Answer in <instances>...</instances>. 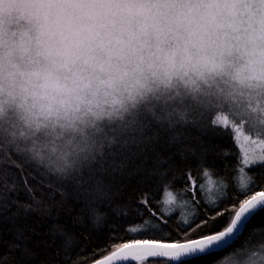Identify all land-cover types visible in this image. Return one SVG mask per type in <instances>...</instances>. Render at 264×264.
<instances>
[{"label":"clouds","instance_id":"1","mask_svg":"<svg viewBox=\"0 0 264 264\" xmlns=\"http://www.w3.org/2000/svg\"><path fill=\"white\" fill-rule=\"evenodd\" d=\"M209 117L264 143V0H0V151L95 187Z\"/></svg>","mask_w":264,"mask_h":264},{"label":"snow or ice","instance_id":"2","mask_svg":"<svg viewBox=\"0 0 264 264\" xmlns=\"http://www.w3.org/2000/svg\"><path fill=\"white\" fill-rule=\"evenodd\" d=\"M211 124L226 125L217 120H211ZM208 126L209 121L206 120L199 128L203 131ZM191 138L187 130L178 138L171 139L168 134L149 128L139 140L133 141L130 150L112 158V167L106 165V172L102 175L97 173L101 179L95 181V187L93 181L88 180L60 182L38 168L35 173L26 172L24 164L28 162L21 159L18 163L9 152H0V234L7 233L13 237L8 252L0 255V264H78L79 256L72 255L75 234H70L58 223H53L47 230L46 234L52 237L51 242H35L36 247L43 246L44 258H39L40 253L30 247L31 236L37 234L29 223L32 214L40 212L51 217L52 209L71 197L82 204L80 214L73 218V226L89 235L95 232L97 238L107 230L111 237L118 227L115 220L120 214L108 218L107 213L99 212V206L110 204L120 194V187L132 178L145 183V186L147 182L165 183L170 179V173L174 178L178 165L173 157L177 155L185 163L198 158L202 164L206 149L201 150L182 142ZM257 162L264 165V143H261L259 154L248 148L244 150L243 165ZM240 171L243 173L244 169ZM203 175L208 176V171L205 170ZM256 187L255 181L250 187L248 180L241 177L240 188L244 190L242 198L223 207L213 205L215 210L208 212L204 219L197 216L192 223L185 220L184 225L187 227L179 238L168 239L170 234H165L161 239L135 238L112 244L115 250L96 260L95 264H105V261H112L114 257L126 260L129 255L133 259L147 260V264H230V257L237 251L236 242L245 232L249 234L245 244L257 233H264V184L259 185V190H255ZM223 199H227V196ZM141 203L146 204L147 201ZM149 215L154 219L143 218L142 223H138L131 231L135 233L143 230L146 235H159L157 230H161V225L168 221L156 212H150ZM257 220L259 224L255 223ZM57 235L63 237V241L53 248ZM261 243L264 244V241ZM49 248L53 250L48 251ZM126 249L133 251L122 255ZM17 252L19 256L14 257L13 254Z\"/></svg>","mask_w":264,"mask_h":264},{"label":"trees","instance_id":"3","mask_svg":"<svg viewBox=\"0 0 264 264\" xmlns=\"http://www.w3.org/2000/svg\"><path fill=\"white\" fill-rule=\"evenodd\" d=\"M210 119L211 117L208 118V128L203 131L199 127L186 129L191 133L192 138L182 141L193 147H199L201 150L206 149L202 164L198 158H192L191 162L185 163L177 155L173 157L178 165L174 178L170 173V179L165 183L147 182V186L136 178H132L120 187V194L115 196L110 204L106 203L99 206V212L101 214L107 213L108 218L116 216V213L120 214L115 220L118 227L114 229L111 237L107 230L97 238L95 232L89 235L87 232H81L80 229L75 228L72 221L74 217L80 214L82 204L69 197L62 205L52 209L51 217L40 212L32 214L29 223L36 229L37 234L31 236L30 247L40 253L39 258L43 259V246L36 247L35 242L40 240L51 242L52 237L46 234L47 230L53 223H58L70 234H75L72 255L79 256L78 264H91L114 251L112 244L128 242L135 238L161 239L164 238L165 234H170L168 239H177L187 227L184 225L185 220L192 223L197 216L199 219H204L208 212L215 210L213 205L219 204L220 207H223L225 204L233 203L242 198L243 192H238L233 184L240 167V154L233 134L228 129L211 124ZM172 150L174 151L175 147ZM9 154L18 163L21 162L18 155ZM164 155L166 156L167 153ZM24 169L26 172L31 171L33 173L37 170L29 163L24 164ZM205 170L208 171V176L203 175ZM248 173L251 175L250 187L255 181L257 186L255 190H259V185L264 184V165L254 166L249 169ZM209 177L220 185L218 191L213 195L209 194L208 198L202 191L203 185ZM221 188L224 190L222 195L220 194ZM172 195H180L179 203H183V207L174 212H167L164 206H166L169 196ZM225 196L227 199H223ZM141 201H147V203L144 204ZM150 212L159 213L163 219L168 221L167 224L161 225V230H157L160 234L146 235L143 230L132 232L131 229L136 227L138 223H142L143 218L154 219L149 215ZM255 223L259 224L260 221L257 220ZM89 228H91L90 225ZM248 236V232H245L236 242L237 251L230 257V264H264V244L261 243L264 241V233H257L245 244V239ZM12 241L13 237L10 234H0V255L8 252V246ZM62 241L63 237L57 235L53 248L58 247ZM53 248H49L48 251H52ZM13 256L18 257L19 253H14ZM130 264H147V260Z\"/></svg>","mask_w":264,"mask_h":264},{"label":"rangeland","instance_id":"4","mask_svg":"<svg viewBox=\"0 0 264 264\" xmlns=\"http://www.w3.org/2000/svg\"><path fill=\"white\" fill-rule=\"evenodd\" d=\"M211 120H213V119L211 118L210 121ZM215 126L223 128V129H228L233 134V138L235 140L236 146H237L239 154H240V167L238 169V174L236 175V177L233 181V184L236 186V189L238 192L239 191L243 192L244 190H242L240 188V178L241 177L246 178L248 180L249 186H250V184H251L250 183V179H251L250 176L251 175L248 173L249 169H251L254 166L261 165L260 162H257V164H254V165H248V166L243 165L241 163V161L243 159L244 150L246 148H248V149L254 150L255 152H257L259 154L261 152V143L260 142H256L255 144L250 143V141L246 135H244L241 132H237L234 128H232L228 125H215ZM246 137H247V139H246ZM261 140H264V137H262ZM241 168L244 169L243 173H241V171H240ZM219 185L220 184L217 181H215L214 179L209 177L206 179V182L203 185L202 193L207 195L209 198V194L213 195L216 193V191H218L217 189L219 188ZM220 191H221L220 194L222 195L224 190L221 188ZM172 196H169V198L167 199V202H166V206H164V208L167 212H172V211L174 212L176 210L182 209V207H183V203L182 204L179 203V200H180L179 198H181L180 195H177V196L172 195Z\"/></svg>","mask_w":264,"mask_h":264},{"label":"water","instance_id":"5","mask_svg":"<svg viewBox=\"0 0 264 264\" xmlns=\"http://www.w3.org/2000/svg\"><path fill=\"white\" fill-rule=\"evenodd\" d=\"M132 251H133V249L123 250L122 255L123 254H126V253H131ZM148 259H151V258H148ZM141 261H144V260H141V259H133V257L131 255H129L126 260H118V259H116L114 257L112 261H105V264H130V263H137V262H141ZM91 264H95V262H93Z\"/></svg>","mask_w":264,"mask_h":264}]
</instances>
